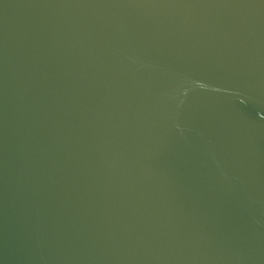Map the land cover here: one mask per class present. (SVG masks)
Returning <instances> with one entry per match:
<instances>
[{
  "label": "water",
  "instance_id": "obj_1",
  "mask_svg": "<svg viewBox=\"0 0 264 264\" xmlns=\"http://www.w3.org/2000/svg\"><path fill=\"white\" fill-rule=\"evenodd\" d=\"M0 264H264V0H0Z\"/></svg>",
  "mask_w": 264,
  "mask_h": 264
}]
</instances>
